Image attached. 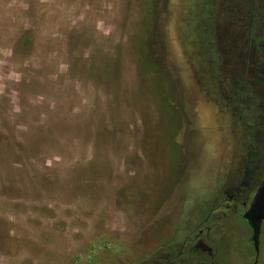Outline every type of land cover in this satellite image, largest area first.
Wrapping results in <instances>:
<instances>
[{
	"label": "rangeland",
	"instance_id": "1",
	"mask_svg": "<svg viewBox=\"0 0 264 264\" xmlns=\"http://www.w3.org/2000/svg\"><path fill=\"white\" fill-rule=\"evenodd\" d=\"M263 15L264 0H0V264H140L203 218L262 149L236 96L241 78L261 94L244 65Z\"/></svg>",
	"mask_w": 264,
	"mask_h": 264
},
{
	"label": "flooded vegetation",
	"instance_id": "2",
	"mask_svg": "<svg viewBox=\"0 0 264 264\" xmlns=\"http://www.w3.org/2000/svg\"><path fill=\"white\" fill-rule=\"evenodd\" d=\"M262 19L264 21V15ZM260 33L256 30L262 57L257 63H245L244 66L248 76L257 82L261 94L252 93L251 88L247 92L244 88L248 84L247 79L241 78L236 97L246 108L243 124L248 128L259 127L260 132L251 136L262 144V149L240 156L242 161L231 173L229 181L222 185L226 187L223 197L213 201L206 215L190 223V230L171 241L169 248L154 253L140 264H264V236L261 237L260 230L258 248L253 247L252 231L243 218L264 182V30L262 36ZM240 220L245 223L244 227L239 224ZM241 241L246 245L240 248Z\"/></svg>",
	"mask_w": 264,
	"mask_h": 264
},
{
	"label": "water",
	"instance_id": "3",
	"mask_svg": "<svg viewBox=\"0 0 264 264\" xmlns=\"http://www.w3.org/2000/svg\"><path fill=\"white\" fill-rule=\"evenodd\" d=\"M252 200L250 208L244 213L243 218L252 231L251 240L254 244L253 247L257 249L261 224L264 221V182Z\"/></svg>",
	"mask_w": 264,
	"mask_h": 264
},
{
	"label": "trees",
	"instance_id": "4",
	"mask_svg": "<svg viewBox=\"0 0 264 264\" xmlns=\"http://www.w3.org/2000/svg\"><path fill=\"white\" fill-rule=\"evenodd\" d=\"M20 46H31L32 45V37L28 33H24L18 40Z\"/></svg>",
	"mask_w": 264,
	"mask_h": 264
}]
</instances>
